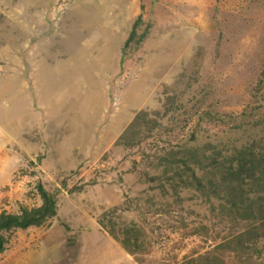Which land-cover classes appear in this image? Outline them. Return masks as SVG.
Masks as SVG:
<instances>
[{
  "label": "rangeland",
  "instance_id": "rangeland-1",
  "mask_svg": "<svg viewBox=\"0 0 264 264\" xmlns=\"http://www.w3.org/2000/svg\"><path fill=\"white\" fill-rule=\"evenodd\" d=\"M259 151L264 0H0V214L57 198L0 264H264L256 206L212 209Z\"/></svg>",
  "mask_w": 264,
  "mask_h": 264
},
{
  "label": "trees",
  "instance_id": "trees-1",
  "mask_svg": "<svg viewBox=\"0 0 264 264\" xmlns=\"http://www.w3.org/2000/svg\"><path fill=\"white\" fill-rule=\"evenodd\" d=\"M134 34V31L129 34V37L124 42L123 48L129 40H132ZM240 167L237 173L233 172L232 168H226L225 172L215 174L219 184L217 193L219 202L212 203V209L220 211L219 208H222L235 215L237 210H233V207H241L243 201L248 200V209L250 210L253 206H256L259 211L258 215L264 217V199L261 198H264V154H262V151H259L258 155L250 156L247 162L240 164ZM36 189L42 200L39 206L31 208L22 207L18 214H0V252L6 249L4 247L5 237L2 232L39 226L56 216V194L47 191L41 184H38ZM250 193L252 194L249 195ZM251 196L255 198L254 201L250 199ZM261 223L262 227H264V223ZM133 230L132 227H123L120 229L121 232H119L121 234L117 235V233L112 231V228L108 229L109 235L131 256H135L137 247L140 244L139 239L132 235ZM227 234L231 233L227 232ZM241 235L246 236V233L240 234L239 237ZM246 242H248L247 239H242L237 245L242 248ZM230 244H232L231 240L219 246L222 248V246H228ZM136 260L138 261V259Z\"/></svg>",
  "mask_w": 264,
  "mask_h": 264
},
{
  "label": "crops",
  "instance_id": "crops-1",
  "mask_svg": "<svg viewBox=\"0 0 264 264\" xmlns=\"http://www.w3.org/2000/svg\"><path fill=\"white\" fill-rule=\"evenodd\" d=\"M50 251L52 252V248L50 249ZM50 252V253H51ZM45 262L47 263V261L45 260ZM16 263V262H15ZM15 263H13V264H15ZM21 264H29L28 262H26V260L24 259H22V262H21ZM49 264V263H48Z\"/></svg>",
  "mask_w": 264,
  "mask_h": 264
}]
</instances>
